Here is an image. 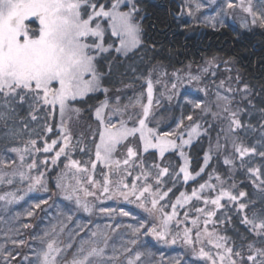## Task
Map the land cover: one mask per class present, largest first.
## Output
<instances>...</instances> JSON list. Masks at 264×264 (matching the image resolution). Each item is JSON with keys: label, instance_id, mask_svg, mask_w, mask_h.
Returning a JSON list of instances; mask_svg holds the SVG:
<instances>
[{"label": "snow or ice", "instance_id": "obj_1", "mask_svg": "<svg viewBox=\"0 0 264 264\" xmlns=\"http://www.w3.org/2000/svg\"><path fill=\"white\" fill-rule=\"evenodd\" d=\"M211 3H215V0H209V4ZM261 3H264V0H261ZM225 4L227 9L239 7L247 17L251 18L250 21L245 19L242 22V28L248 29L250 24L264 29V8L255 9L252 0H239V4L236 0H225ZM206 7L208 4H205L204 0H189L186 10L189 16H194L196 12ZM140 11L138 0H111L110 6L100 3L99 0H0V143L4 144L7 152L18 156L22 166L26 161L24 153L43 151L54 152L50 158L54 166L63 156L67 160L65 169L74 170L70 177L68 172L58 175L55 187L68 204L66 209H61L57 205L53 217L57 222L49 221L50 227L42 235L33 237L44 245V248L36 251L33 247L35 261L26 255L25 264H60L59 258L62 253L64 264H125V262L126 264H183L182 257L166 259L162 253L160 258L156 259L157 254L147 249L141 237H151L162 246L177 243L190 246L204 264H264V107L258 109L257 123H252L251 119L245 121L242 119L244 115L251 116L257 111L256 105L250 98V86L244 84L243 87L238 86L234 89L231 86L225 87L224 81H221L217 86L215 97L216 110L210 105H205L203 101L192 102L195 109H201L205 115H211L212 121H205L207 128H203L200 122L194 121L192 114L183 117L176 126L177 129L182 128L184 119L193 121V125L187 130V138L182 132H157L155 128L149 127V117L154 106L152 79L154 69H150L146 77L136 76V79L144 80L146 83L147 103L142 102V93L135 100L129 98L128 103H123L121 96L115 98L109 96L110 88L105 86V77L112 72L111 62L107 73L101 71L99 67V60L106 59L105 54L110 56L113 50L117 56L130 58L141 49L144 42L141 38L142 27L138 20ZM214 11L215 15L205 16L203 21L205 26H210L213 30L227 27L224 18L217 19L221 17L223 9ZM104 21L107 22V29L103 27ZM108 29L111 30L115 41L106 44L105 35ZM207 63L211 65L213 62ZM209 70L208 67L202 69L205 74ZM131 71L136 73L137 69L132 67ZM211 74L215 75L214 72ZM161 75L167 76L168 73L164 71ZM172 76L175 77L174 80L165 82L166 88L170 84L169 100L185 83L179 71L173 72ZM239 79L237 76V82ZM193 81L199 85L201 77L188 73L187 82L191 84ZM125 87H133V85L126 84ZM219 88H224L228 94H222ZM198 90L205 94L209 91L206 86ZM100 92L105 98L94 108L96 127L92 128L89 125L88 134L82 133L80 138L75 137L71 124L74 117L79 121L82 111L80 107L75 106V103L87 102L89 97ZM233 93H239V100ZM155 104L158 105L159 100H156ZM24 106H27V115L32 121L45 122L48 132L53 131V125L48 123L49 118L54 122L58 113L60 117L58 130L60 140L63 142L53 139L48 143L45 140L43 148H40L35 139H30L23 149L19 146H10L12 141L18 140L21 124L24 129L29 128L28 123L19 115ZM137 107L142 109V112H136ZM215 121L226 122V127H220L213 145L210 129L216 127ZM137 134L144 153L149 149H155L161 157L170 149H178L181 157H184L183 149L186 145H191L193 137L201 135L209 137V148L204 153V166L195 173L189 172L187 165L180 168L184 183L201 176V173L210 166L213 151L215 150L217 154L222 149L226 151L231 143L232 153L224 157L223 163L230 169H246L247 178L257 190L259 199L250 197L245 191H240L237 196L223 187L214 198L203 197L201 193L205 188L212 191L216 189V185L205 181L199 184V191L194 188L190 195L180 192L175 202H170L169 194L172 193L179 174L170 172L169 167L157 164L152 165L158 169L153 174L152 168L145 164L140 147L131 146L129 138H136ZM253 134H258L256 143H245L247 136ZM221 139L224 141L223 144ZM73 140L76 141L74 144ZM122 145L126 147V155L123 160L116 159L114 154ZM77 148L89 156L94 150L95 158L89 161L93 173L98 165L108 169L102 182L88 175L87 166L71 158L70 150ZM254 157L260 158L259 166H253L257 163ZM47 162L46 158L44 164L47 165ZM14 163L15 160L0 158V165L4 167H10ZM26 166L29 173L0 172V184L13 185L14 178L18 176L21 182L29 181V192H49V186L43 179L45 172L37 170L36 174H31L32 169L38 168L35 159ZM137 168L140 171L134 175ZM112 175L122 178L114 181L110 179ZM208 175L211 180L213 174ZM85 176L86 182L99 194L97 191L83 187ZM127 177L132 179L129 181ZM165 177L172 181L171 186H168ZM215 179L223 183L219 175H216ZM81 192L84 193V197L96 196L101 203L103 198L135 204L146 213L147 218L137 217L135 213L124 208L93 205L80 195ZM225 197L230 202V206L237 209V215L241 216L240 223L245 228L239 247L235 239L208 228L209 223L214 225L232 223V217L227 211L217 217L219 210L229 208V205L222 203ZM193 198L197 201L203 200L206 206L210 203L214 208L195 207V212L200 214L196 217H191L190 210L186 209L183 212L184 220L176 219L181 214L180 209L189 204ZM20 199L23 197H18L11 191L0 195V201L4 202L3 211L10 212L9 206ZM50 199V196L41 198L33 203L32 207L43 211L41 205L48 204ZM169 208L171 211H168ZM81 212L89 216L99 212L108 214L110 218H114L119 212L121 217H129L135 223L113 219L105 226L113 233L121 228L130 230L129 233L120 236L119 247L113 245L112 254L108 255L106 249L109 245V235L101 231L99 225H96V231L91 230L89 227L91 221L81 224L78 219V214ZM26 214L32 217L34 213L28 210ZM201 216L206 217L203 219L202 229L199 226ZM213 217L217 219L213 220ZM174 219L177 224L175 232L170 227ZM186 221H190L193 227L189 228ZM181 223H185L182 233L178 227ZM22 226L25 229L31 227L28 223ZM16 231L18 232L19 229ZM65 233L68 237L67 241L58 242L57 236ZM205 240L210 247L205 246ZM12 243L23 246L26 241L14 239ZM101 244L103 246H100ZM138 244L144 249L143 251L136 249L135 246ZM197 245H199L198 251ZM8 255L11 256V253ZM69 256L71 259L68 258ZM12 259L16 257L12 256ZM5 264H8L7 256Z\"/></svg>", "mask_w": 264, "mask_h": 264}, {"label": "rangeland", "instance_id": "obj_2", "mask_svg": "<svg viewBox=\"0 0 264 264\" xmlns=\"http://www.w3.org/2000/svg\"><path fill=\"white\" fill-rule=\"evenodd\" d=\"M99 2L104 3L107 6H110L111 4V0H99ZM188 2L189 0H183L184 19L187 21L188 24H193L195 26L205 25L203 22L205 16L215 15L214 10L219 11L220 9H223V12L221 13V17H218L217 19L224 18L226 22L234 24V25L241 26L242 22L245 19H248L249 21L251 19L250 17H247V14L243 12L239 7H236L234 9H227L225 0H215V3H211V4H209V0H204V3L208 4V7L202 9L200 12H196L194 16H189L186 10V5L188 4ZM236 2L237 4H239V0H236ZM252 3H253L254 8L257 10L264 8V3H261V0H252ZM225 13H227V15H225ZM138 20L140 22L139 15H138ZM103 27L107 29L106 21L103 22ZM256 27H253L249 24V28L246 30L249 31L251 29H255ZM112 41H115V37L111 35V30L108 29L105 35V42L107 44V43H111ZM105 56L107 57L106 59L101 58L99 60V67L101 71L107 73L109 62H111L112 64L111 74L105 77V86L110 88V92L108 95L113 98H115L116 96H121L123 103H128L129 98H131L132 100H135L137 97L141 96V93L143 94L142 102L147 103L146 83L144 80L136 79V76L143 75L146 77L148 75L149 70L154 69V72L152 75V79L154 82V91H153L154 106L152 109V113L149 117L148 126L155 128L157 132H164V131L182 132L184 133L185 138H187V130L189 129L190 125H193V121H188L187 119H184L183 127L180 129H177L176 126L178 123H180L183 117H186L187 115L192 114L194 117V121L200 122L203 128L208 127L205 121H212L211 115H205L201 111V109H195L193 107L192 102L203 101L205 105H210L213 108V110H216L215 97H216V92L218 90L217 86L220 85L221 81H224L225 87L231 86L234 89L238 86L243 87L244 85L242 83L243 81L241 79L240 73L234 67L233 62L229 60L213 58V59L202 61L196 65H185L183 67H180L177 70H169V69L164 68L161 65L155 64V65L148 66V68H145L144 72L141 71V72L133 73L131 69L128 70L129 68L126 64L127 58L123 56H117L114 50L112 51L110 56L108 54H105ZM209 61H212L213 63L209 65L207 63ZM205 67H208L210 69L207 74H205L202 71V69ZM124 69L127 71H124ZM164 71H167L168 73L167 76L161 75V73H163ZM176 71H179L180 74L184 77L185 83L183 86L179 88L178 93L174 95L171 100H169L168 95L170 94V91H169L170 84L166 88L165 82L174 80L175 77L172 76V73ZM212 72L215 73L214 76L211 74ZM188 73H191L193 75H199L201 77L200 84L197 85L195 81L189 84L187 82ZM237 76H239L240 78L239 82H237ZM156 81H159V83H157ZM126 84H132L133 87H125ZM205 86L209 89L207 94L198 90L199 88L205 87ZM117 89H119V91H117ZM219 91L222 94H225V95L228 94L224 91V88H219ZM233 94L236 95L237 99L239 100V93H233ZM94 97H99L98 103L93 105L90 108L87 107V109L82 110L79 121H76L75 117L73 118L71 128H72L73 133L75 134V137L77 138H80L82 133L84 134L89 133L90 131L89 125H91L92 128L96 127L97 122L94 117V108L98 106L99 102L102 101L105 97L102 92L96 93ZM156 100H159L158 105L155 104ZM245 104H246V101H245ZM135 111L140 113L142 112V109L137 107ZM19 115L24 119L25 122L28 123L29 128L24 129L23 125L21 124L19 127V138L16 141H12L10 146H19L21 149H23L24 146L28 144V141L30 139H35L37 141V145L41 144L40 148H43L45 140H47L48 143H51V140L53 139L60 140V133L58 130L60 117L58 113L56 115L54 122L51 120V118H49L48 120V123L53 125L52 132H48L46 130L45 122L43 120L36 122V121H32L30 117H28L27 106H24V108L20 111ZM245 116H246L245 118L246 121L249 119H251L252 123L253 122L257 123L258 121L256 117L254 116V113H252L251 116L246 114L243 117ZM202 117L203 119H201ZM214 123L216 124V127L214 129H210L213 145L215 144V141H216V133L220 130V127L221 126L226 127V122L224 121H215ZM130 126H131V122H130ZM251 137L252 135L248 136L249 139H251ZM172 138L176 139V137H172ZM257 138H258V135L256 136V138H253V142H256ZM129 140L131 141V146L140 147V151L142 153L144 161H146V158L149 155H153L157 158L155 159H156V162H158L159 164V162H161L164 156H166L169 153H173L180 161V168L185 165H187V168H189V165H190L189 151L194 145H196V143L197 144L201 143L204 153L209 148V137L206 135H201L200 137H193L191 145H186L184 147L183 149L185 153L184 157H181L178 149H170L169 151L164 153L163 157H161L159 152H157V150L155 149H149L147 153H144L142 150V147L139 145L138 134L136 138L130 137ZM246 140L248 141L247 138ZM60 142L62 143L63 141L60 140ZM75 142L76 141L73 140V144ZM223 143L224 141L223 139H221V144ZM29 147H31V145H29ZM75 151H79V149L77 148ZM34 152L35 151L31 153H24L26 157V161L29 157L31 158V155ZM204 153L202 155L201 167L204 166ZM230 153H232L231 143H229V146L226 151L222 149L219 154H217L214 150L212 153V159L210 161V166L206 168L204 173H201V176L196 177L194 180H189L187 183H184L183 181V173H180V168L177 169L176 174H179L180 181L175 184L179 185L182 182L180 184L181 191L190 195L194 188L199 191L200 183L198 181H200L201 178L203 179L206 173L207 174L212 173L213 174L212 179L209 180V175H207L208 179L207 178L206 179L208 183L216 185V189L215 191H212L211 189L205 188L203 192L201 193L203 197L214 198L217 195V193L221 190V187H223V189L225 190H230L233 194L238 196L239 192L243 191L242 189H240L241 182H239V180L236 179V171L238 170L240 171V169L239 168L230 169L229 167L225 166L223 163L224 157L226 155H229ZM125 155H126V147L122 145L119 147L118 151L114 154V157L116 159L123 160ZM0 158L15 160V163L11 164L10 167H4L3 165H0V172H4L8 174H11L13 171L25 172L24 166L26 164V161H25V164L22 166L21 161L19 160L18 156L15 153L7 152L5 150L3 143H0ZM94 158L95 157H94V150H93V154L91 155L90 160ZM89 164L91 163L86 161V166H89ZM238 164H239V161L237 160V165ZM103 169L99 173V175L102 177L101 179H104V174L108 173V169L106 167H104ZM154 170L157 171L156 168H154ZM139 171L140 169L137 168L136 173H134V175L138 174ZM97 172L98 171L96 170L95 173ZM216 175H219L221 177V180L223 181L222 184H221V181H218L215 179ZM70 176L71 175L69 174V177ZM121 178H122L121 176H116V175L110 176V179L114 181L119 180ZM127 178L132 179V177H127ZM14 179H15V183L13 185L0 184V195H4L5 192L11 191V192H15L18 197L20 196L23 197V199H20L17 202L9 206L11 211L8 213H5L3 211L4 202L0 201V264H5L6 256L8 257V264H25L24 256L26 255L30 259H33L35 261V256L33 255V247L36 249V251H40L42 248H44V245H42L38 240H34L33 237L37 235H42L43 232L48 227H50L49 221H51V223L57 222L55 219H53L57 211V205L61 209H66V206L68 204L67 201L62 199L59 191L57 190L55 194H51L50 196L51 201H49V203L46 206L41 205V208L44 209L43 211H41V209H34L32 207L33 203L38 202L41 198H47L48 196H46L45 194L38 195L34 191L29 192L28 184H26L29 181L25 180L21 182L18 176L15 177ZM84 180L86 181V177H84ZM71 182L75 183V181H71ZM245 183H249L248 185L251 186V189L256 190L252 182L248 178L245 180ZM184 184L195 185V186L191 189H188V191H186V187L184 186ZM233 185H235V187H233ZM83 187L91 191H97L96 189L92 188L90 184H87V182L86 183L84 182ZM97 194H99L98 191H97ZM80 195L82 196L84 195V193L81 192ZM179 195L175 196V198H173L174 201H171V202H175L176 198ZM87 200L90 201L89 199ZM102 200L103 202L99 203L100 207L119 208L114 204L115 200H109V201H105L107 199H102ZM194 203H198L197 205L198 207L214 208V206L211 205L210 203L206 206L204 205L203 200L197 201L193 198V200L189 204L185 205L184 208L180 209V211L183 210L182 211L183 213L186 209L190 210L189 215L191 217H196L200 215L195 212ZM222 203L223 204L226 203V205L230 204V202L227 200L226 197L222 200ZM28 210L33 211L34 214L32 217L27 216L26 213ZM129 211H132V210H129ZM168 211H171V209L169 208ZM132 212L135 213L137 217L147 218L146 213H144L142 210H135ZM78 219L81 224H85L91 221V223L89 224V227L93 231H96L97 230L96 225H99L100 230L106 232L109 235L110 237L109 245L106 249V252L108 255L112 254L113 245H115L116 247H119L121 243L120 236L123 234L129 233L130 230L127 228H121L118 230V232L113 233L105 226L111 223L113 219L124 221L126 223H135V221L130 220L129 217H121L119 215V212L116 213L114 218H110L108 214H102L99 212H94L91 216L81 212L78 214ZM201 219H200V228L202 229L204 225ZM24 223L30 224L31 227L27 229L23 228L22 225ZM172 223H175L176 225L175 220H173ZM224 227H225L224 225H219V224L217 225H214L212 223L208 224L209 230H216V231H219L220 233ZM9 229H12V231H9ZM16 229H19V231L17 232ZM14 239L15 240L23 239L26 241V244L23 246H18L16 244H13L12 240ZM67 239L68 237L66 233L57 236L58 242H66ZM78 239L79 238H77V240ZM148 239L149 237L147 238L141 237V240L143 241V243ZM193 239H195L194 235H193ZM204 243L206 245L207 241L205 240ZM100 246H103V244H101ZM198 248H199V245H197V250ZM9 253H11V256L8 255ZM12 256H15L16 259H12ZM68 258L71 259V256H69ZM169 259H172V257ZM195 259H196L195 261L196 264L203 263V261L201 260L199 261L198 258H195ZM59 260H60V264H64V254L63 253L61 254ZM183 264H189V263L185 261L183 262Z\"/></svg>", "mask_w": 264, "mask_h": 264}, {"label": "trees", "instance_id": "obj_3", "mask_svg": "<svg viewBox=\"0 0 264 264\" xmlns=\"http://www.w3.org/2000/svg\"><path fill=\"white\" fill-rule=\"evenodd\" d=\"M138 6L141 9L139 16L142 27L141 38L144 43L141 49L137 51L136 55H132L130 58L126 59L128 70L134 67L137 69L136 72H144L145 68L155 64L161 65L169 70H177L185 65H196L202 61L213 58L232 61L234 67L241 75L242 83L250 86V98L257 109V111L253 113L258 120V109L264 107V29L257 26L255 29L247 31L239 25L228 22H226L228 25L227 27L219 30H213L210 26L205 25L195 26L193 24H188L184 19L183 0H139ZM124 71L127 70L124 69ZM98 100L99 97L91 96L87 99V102L78 101L75 103V106L85 110L87 107L90 108L97 104ZM245 118L246 116L242 117L244 120ZM241 135L243 136V133ZM255 135L257 136L258 134H253L251 139L247 136L248 141L246 140L245 143L255 144L256 142H253V138H256ZM38 146L41 147V144ZM75 150H70L71 158L80 161L83 166H86V161L89 162L91 156L87 153ZM203 153L204 151L201 143H196V145L191 148L189 151V172L195 173L200 170ZM53 155L54 152H34L31 158L29 157L27 159L24 166L25 173H29V169L26 165L32 163L33 159H35L38 168L32 169L31 174H36L37 170L45 172L43 179L48 184L50 191L47 193L34 191L38 195L45 194L49 197L51 194L56 193L57 189L55 183L58 175L62 172H68L71 175L72 172H74V170L65 169L64 165L67 163V160L63 156L60 158V161L57 162V165L54 166L50 159ZM46 158L48 160L47 165L44 164ZM155 158V156L149 155L145 161V164L152 168L153 174L158 171V169H156L157 171L154 170V167H152L153 164L169 167L170 172L175 174L177 169L180 168V161L173 153L164 156L159 164L156 162L157 158ZM253 159L257 162L253 166H259L260 158L254 157ZM87 167L89 169L88 175H92L94 179L100 180L101 182L103 181V179H101L102 177L99 175L100 171L104 168L103 165H98L96 169L98 171L97 173L92 172L91 164ZM246 173V169L236 171V179L241 182L240 189L248 193L250 197L258 200L259 194L257 190L251 189V186L248 185L249 183H245L247 179ZM207 175L206 173L203 179L201 178L198 182L204 183L207 181ZM127 179L129 181L131 180L129 178ZM164 179L167 181L168 186L172 185V181L168 179V177ZM179 181L178 179L176 183ZM180 184H175L172 193L169 194L170 202L174 201L173 198L182 192ZM184 186L186 187V191H188V189L193 188L195 185L184 184ZM82 197H84V195H82ZM84 198L89 199V202L93 205H99V203H101L97 200L96 196ZM245 199H247V197ZM114 204L119 208L123 207L127 210H141L137 208L135 204H127L123 200H115ZM197 205L198 203H194L195 207H198ZM182 211H180V216L176 218L181 221L184 220ZM225 211L231 215L232 223L224 225L225 227L222 229L221 234H226L235 239L237 247H239L242 242L241 237L245 233L244 225L240 223L241 217L237 215V209L231 207L230 204L228 209H222L217 212V217L223 215ZM217 217H213L212 219L215 220ZM201 218L203 222V219L206 217L202 216ZM185 223H187L189 228L192 227L191 222L186 221ZM185 223H181L178 226L181 233ZM170 227L172 231L175 232L177 224L175 225V223H172ZM251 239L256 238L251 237ZM144 245L148 250L157 254L155 257L156 259H159L162 253L166 259L171 257H182L183 262L186 261L189 264H196L195 258H197V256L193 253L190 246H184L182 243L162 246L149 237V239L144 242ZM205 246L210 247L208 244ZM135 247L137 250H144L139 244ZM202 264H204V262Z\"/></svg>", "mask_w": 264, "mask_h": 264}]
</instances>
